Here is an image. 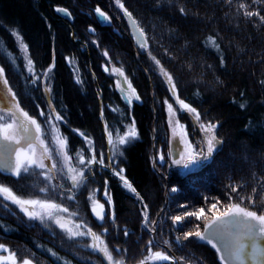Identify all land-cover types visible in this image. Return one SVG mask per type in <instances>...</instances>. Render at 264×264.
Segmentation results:
<instances>
[{
    "label": "trees",
    "instance_id": "1",
    "mask_svg": "<svg viewBox=\"0 0 264 264\" xmlns=\"http://www.w3.org/2000/svg\"><path fill=\"white\" fill-rule=\"evenodd\" d=\"M123 3L144 29L148 52L172 75L180 99L197 109L199 122H218L216 135L222 144L211 162L203 163L195 171L182 175L168 163L164 101L172 103L175 98L158 66L133 38L129 22L115 0H0V38L6 41L5 50L15 55V65L3 55L0 65L5 67L16 98L29 115L42 123L45 117L39 111L44 109L47 113L51 100L65 117L59 130L68 139L70 154L86 150V141L79 132L90 137L98 155L106 150V123L123 131L125 124L135 121L138 139L124 149L119 165L149 206L150 219L157 221L156 231L150 233L142 227L143 204L121 187L118 177L109 170H95L89 178V184L101 190L104 181H108L115 221L107 218L109 206L105 204L103 228L108 231L103 238L110 249H127L122 253L125 264H138L147 256L149 239L158 242L154 251L184 257L180 264H221L211 245L195 237L182 238L183 233L195 231L197 225L202 230L207 220L186 217L174 225L171 217L204 208L205 215L211 218L225 210L230 195L233 203L240 202L243 196L242 206L251 208L247 197L253 188L257 189V198L252 210L259 212L264 208V83H261L264 23L258 17L244 16V10L239 8L244 3L249 6L247 10L264 15V2L123 0ZM97 6L112 18L111 22L100 21L94 11ZM57 7L68 9L71 15L58 13ZM181 8L185 14L180 12ZM90 28L95 31H89ZM12 29H17L28 44L37 73L42 74L52 66L46 80L32 83L33 77L25 69V61L11 35ZM210 36L216 38L219 50L210 46ZM105 50L108 57L103 55ZM113 66L123 68L140 96L139 102L130 106L123 101L115 87V76L110 74ZM77 77L82 83L76 82ZM46 84L51 87L50 95L45 92ZM179 120L185 125L189 140L197 143L200 135L194 126V116L180 111ZM153 146L162 149L163 163L154 164ZM0 182L25 196L50 198L57 194L52 190L38 191L44 186L42 177L17 179L0 172ZM232 185L238 186V193L231 192ZM172 187L178 191L171 192ZM80 192L81 189L75 193V200L57 197V203L78 212L75 220L83 219L94 231L102 232ZM217 199V209L212 210L210 206ZM11 207L15 209L14 205ZM15 210L22 219L11 215L4 219L15 230L4 233L0 229V243L18 254H34L32 258L37 264H58L36 249L33 239L37 238L75 264H107L102 255L87 247L90 238L69 240L54 224L45 229L39 221H28ZM125 229L129 232L127 237ZM177 237L181 238L179 242ZM165 240L171 247L164 244ZM113 256L120 258L114 251Z\"/></svg>",
    "mask_w": 264,
    "mask_h": 264
},
{
    "label": "snow or ice",
    "instance_id": "2",
    "mask_svg": "<svg viewBox=\"0 0 264 264\" xmlns=\"http://www.w3.org/2000/svg\"><path fill=\"white\" fill-rule=\"evenodd\" d=\"M231 4L232 0H227ZM264 2V0H253V3ZM116 6L122 10L124 17L129 22L132 29L133 38L138 42V46L148 52V40L144 29L140 27L139 22L133 16V13L125 7L123 0H115ZM248 5L241 3L239 8L244 10V16L248 18L258 17L261 23H264V15L259 11L247 10ZM58 13H62L66 17L71 13L68 9L57 7L55 9ZM98 18L105 22H111V17L103 11L99 6L94 9ZM180 12L185 14V9L181 8ZM89 31H95L90 28ZM11 35L14 37V43L19 48L22 59L25 61L24 67L30 74L32 83L47 79L49 73L52 71V66H49L42 74L36 72L34 61L30 57L29 46L23 40L22 34L17 29L11 30ZM210 46L219 50L220 45L216 42L215 37H208ZM95 43V42H94ZM6 41L0 38V55L10 64L15 65V55L5 50ZM103 55L108 57L107 50ZM150 59L159 68V73L164 77L165 82L169 85V91L175 98V103L179 105V110L186 111L192 114L197 122L200 121V113L191 104L186 103L180 99L176 84L172 75L161 65L160 61L148 52ZM72 62V61H70ZM223 57H221V64H223ZM106 72L109 71L105 67ZM110 74L117 77L115 87L122 93V98L127 101L128 105H132L133 101H139L140 96L133 87L131 81L125 75L122 67L113 66ZM77 83L82 81L77 77ZM261 83H264L262 81ZM0 86L6 89L7 95L10 97L8 104L0 105V172L6 173L17 179L25 176H35L43 178L44 186L39 187L40 193H48L50 190L56 191L57 188L63 189L61 195L64 199L75 200V190L87 186L89 175L93 172V166L107 168L112 171V174L119 178L123 183V187L135 194L137 199L143 204L141 210L142 227L148 232H155V225L157 221L150 219L149 206L143 202L142 197H139L135 187L128 181L124 175V169L118 168V158L124 155V149L130 145L133 140L138 138V132L135 128V121L126 128L121 134L119 129L110 127L105 124V132L107 136V144L110 155L105 160L104 152L99 153V157L92 147L93 142L85 133L79 132V135L84 138L89 145L88 151L90 155L85 156L84 151L76 152L75 159L78 167L72 164L73 156L69 154L68 139L59 130V123L65 122V117L57 111L55 106L48 102L49 111L46 113L44 109H40L39 115L45 117L44 123L47 128H43L34 116L29 115L21 106L16 98V93L13 91L6 76L5 67L0 65ZM0 89V90H2ZM45 92L50 95L51 87L46 84ZM167 105L169 114L168 124L172 129L173 138H178V142L183 145V148L178 151V159L171 161L172 165L181 166L189 171H195L196 168L204 162H211L214 152L219 149L222 141L216 135V128L218 122L209 121L207 123H200V129L204 133L202 146L193 145L187 139V131L184 125L179 122L177 118V109L173 104L168 103L167 99L164 101ZM39 108V105H37ZM244 107L243 104L240 105ZM117 110V109H114ZM103 115V112L101 113ZM78 131V130H73ZM49 137L51 139H49ZM158 159L164 162L165 156L163 153L159 154ZM58 160L60 167L58 168ZM47 161V163H46ZM60 172L63 177L70 181V186L65 188L64 185H56L53 183L57 179L55 173ZM88 173V174H86ZM239 187H243L240 185ZM231 192L238 193V186H230ZM99 189L92 190L88 195V202L92 215L100 222L101 227L106 218L105 204L109 206L107 218L115 221L114 204L108 189V181H104V202L96 197V192ZM178 191L177 187H172L171 192ZM257 189H252V194L247 197L248 204L252 207L242 206L244 197H240V202H231V195L229 196L230 203L224 211L219 215L213 214L211 218L205 215L204 208L197 211H185L183 215L172 216L171 220L174 225L183 222L186 217H195L197 220L205 219L208 223L205 224L204 230L201 231L197 225L195 231H188L183 233V240L190 238H197L211 245L213 249L219 254L221 264H264V208L259 212L252 210L256 207ZM219 200L211 204L212 210L217 209ZM15 206L23 217H27L28 221H39L45 228L51 225L57 226L63 233H65L69 240H76L81 237H88L91 243L87 247L94 253L102 255L107 264H125L122 253H126L127 249L120 248L110 249L107 242L104 240V235L108 229L103 228V231L98 233L90 227L83 219L74 220L73 217H78L79 213L70 211L61 203H57L52 198H34L18 193L11 186L0 182V229H9L10 226L3 223L8 215L15 216L17 219H22L18 216ZM181 207L187 208L186 205ZM67 214V215H64ZM86 229V230H85ZM124 235L127 237L129 232L125 229ZM181 238L177 237V242ZM158 242L149 239L147 241V256L139 260L138 264H156V262H177L184 261V257H174L168 255L164 251L153 250V246ZM165 245L171 247L169 241H164ZM52 256L58 258V254L51 249H48ZM113 251L120 258H114ZM29 255H20L17 251L10 249L6 244L0 243V264H37V262ZM64 264H71V261H65Z\"/></svg>",
    "mask_w": 264,
    "mask_h": 264
},
{
    "label": "rangeland",
    "instance_id": "3",
    "mask_svg": "<svg viewBox=\"0 0 264 264\" xmlns=\"http://www.w3.org/2000/svg\"><path fill=\"white\" fill-rule=\"evenodd\" d=\"M101 22H103V23H109V22H105V21H102V20H100ZM112 69V68H111ZM110 69V70H111ZM115 76V75H114ZM115 79H117V77L115 76ZM116 81V80H115ZM0 89H2V86H0ZM117 89V88H116ZM117 91L120 93V95H121V97H122V93L120 92V90L119 89H117ZM123 99V98H122ZM9 101H10V97L7 95V92H6V89H2V90H0V105H3V104H8L9 103ZM123 101L126 103V104H128L127 103V101L126 100H124L123 99ZM133 102H139V101H133ZM168 103H171V102H168ZM171 104H173V107L175 108V109H177L178 111H177V118L179 119V113H180V111L182 112V113H185V114H187V115H190L188 112H186V111H183V110H179V105L178 104H176L175 102H172ZM165 111H166V119H167V126H168V132H167V151H168V163H169V165H170V167H171V169H175V170H177L180 174H185V173H187V172H190L188 169H185V168H183V167H181V166H176V165H172L171 164V161L172 160H174V159H178L179 157H178V155H177V153H178V151L179 150H181L182 148H183V145L182 144H180L179 142H178V138H173V134H172V129L169 127V124H168V118H169V114H168V111H167V105L165 104ZM44 121H45V118H44ZM44 121L41 123V125H42V127L43 128H47V125L44 123ZM194 126H195V128H196V130H197V132L199 133V137H198V141H197V143H195V142H192V144L193 145H196V146H202V141H203V138H204V133L201 131V129H200V123L201 122H197L196 120H195V118H194ZM179 122L182 124V125H184L180 120H179ZM131 125V122L130 123H127V124H125V126H123L124 127V129H123V131L124 130H126V128L128 127V126H130ZM185 126V125H184ZM136 128V127H135ZM123 131H121V134L123 133ZM215 132H216V130H215ZM105 136H106V132H105ZM49 139H51L50 137H49ZM138 138H136L135 140H133V142L134 141H136ZM187 139L189 140V137H188V135H187ZM190 141V140H189ZM132 142V143H133ZM85 145H86V150L84 151V154H85V156H88V155H90V152L88 151V148H89V145L87 144V143H85ZM161 150L162 149H158V148H156L155 146H153V158H154V164L155 163H160V161H159V159H158V156H159V154H161L162 152H161ZM78 151H81V150H77V151H75V153L74 154H70V155H72L73 156V160H72V164L73 165H76V166H78V167H82V166H80V165H78V163H77V160L75 159V154H76V152H78ZM103 152V151H102ZM100 153V152H99ZM104 154H105V160H106V162H107V159H108V157H109V155H110V152H109V147H108V144H107V136H106V150L104 151ZM97 157H99V154L97 155ZM121 158L122 157H119L118 158V168H121L120 167V165H119V160H121ZM46 163H47V161H46ZM205 163V162H204ZM61 165H60V163H59V160H58V168L60 167ZM201 166V165H200ZM199 167V166H198ZM197 167V168H198ZM196 168V169H197ZM95 170H98V171H103V170H109V172L110 173H112V171L110 170V169H107V168H102V167H99V166H93V172L95 171ZM91 173V174H88V173H86V174H88L89 175V178L94 174V173ZM55 175L57 176V179L55 180V181H53V183L54 184H56V185H64V187L65 188H67V187H69L70 186V181H68L66 178H64L63 177V174L62 173H60V172H57V173H55ZM58 176H59V178H58ZM119 179V178H118ZM89 181L90 180H88V182H87V186L86 187H82V188H80L81 189V192H80V194L81 193H83L82 195L83 196H85L86 197V203H87V207H88V209H89V211H90V213H91V210H90V206H89V202H88V195H89V193L92 191V190H94V189H99V191H97L95 194H96V197H97V199L98 200H100V202H104V192H103V190H101L98 186H94V185H92L91 184V182H90V184H89ZM119 182H120V185H121V187L123 188V189H125V191H127L128 193H130L131 195H133V196H135V198H137L136 197V195L135 194H133V193H131L128 189H126L125 187H123V183H122V181H120L119 180ZM79 190V189H78ZM57 194H54V195H56V196H52V197H50V198H52V199H55L56 200V202H57V197H60V198H63L62 197V195H61V192H63V189H60V188H57V190L55 191ZM77 192V190H75V193ZM34 198H36V197H34ZM105 211H106V206H105ZM64 215H67V214H64ZM91 215H92V213H91ZM216 215H219V214H216ZM93 216V215H92ZM94 217V216H93ZM72 219H74L75 220V218L73 217ZM94 219L97 221V223H100L95 217H94ZM3 223L4 224H6V225H8V226H10V228L9 229H7V230H5V229H1L4 233H10V232H12L13 230H15V227H13V226H11V225H9L8 223H6L5 222V220L3 221ZM206 223H208V221L207 222H205L204 223V226H205V224ZM204 226H203V229L201 230V231H203L204 230ZM33 242L35 243V247H36V249L37 250H39V251H41V252H43V253H45L46 255H48L50 258H52L56 263H58V264H64V262L67 260V261H71V260H69L67 257H64V256H62V255H60V254H58L55 250H53V248H51V247H49V246H46V245H44V244H42L37 238H34L33 239ZM204 242V241H203ZM206 243V242H205ZM48 249H51L52 251H54V252H56L57 254H58V258L57 257H54V256H52L51 255V253L48 251ZM170 256H173V255H170ZM156 263H169V264H172V262H156ZM71 264H75L73 261H71ZM178 264H180V262L178 261Z\"/></svg>",
    "mask_w": 264,
    "mask_h": 264
}]
</instances>
